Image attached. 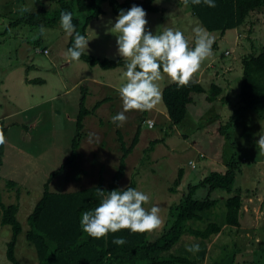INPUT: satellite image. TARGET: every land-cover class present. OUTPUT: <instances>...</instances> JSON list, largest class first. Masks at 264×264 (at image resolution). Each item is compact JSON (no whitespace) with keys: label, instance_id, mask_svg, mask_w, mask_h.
Masks as SVG:
<instances>
[{"label":"rangeland","instance_id":"374dc122","mask_svg":"<svg viewBox=\"0 0 264 264\" xmlns=\"http://www.w3.org/2000/svg\"><path fill=\"white\" fill-rule=\"evenodd\" d=\"M56 1L0 0V123L8 130L6 152L14 154V150H18L17 157L10 156L1 174L0 195L5 206H19L16 217L22 232L17 237L15 256L20 264H37L35 250L25 240L29 229L27 217L40 199L50 173L57 170L70 154L74 120L82 92L86 95L85 107L100 98L101 89L112 98L114 107L105 106L101 117L90 116L84 121V135L74 165L50 182L49 191L61 193L69 185L74 186L75 191L96 186L99 182L97 167L101 162L104 163L102 185L107 186L121 156L111 117L123 110L122 100L119 93L93 82H106L119 90L126 83L125 71L120 68L102 70L82 61H71L65 55L69 36L60 24L45 28L43 34L38 27L14 24L26 12L41 10L51 14L56 9ZM154 6L158 12L146 13V30L153 35L160 34L165 28L180 30L189 46H194L192 30L201 24L189 8L175 0H155ZM22 8L28 11H21ZM102 9L104 14L86 29L89 40L86 54L100 60H124L118 53V33L111 30L117 16L111 13L107 3L102 5ZM211 35L214 37L213 56L203 61L191 81H200L206 90L214 83L223 89V94L212 104L205 102V95L194 96V104L189 107L186 119L174 127L163 120L162 115L165 114L162 113L145 112L144 120H151L155 125L151 129L142 123L144 120L140 122L141 112L133 110L126 113L127 123L118 129L126 147L137 126L140 125L141 129L138 144L128 157L119 186L123 189L133 182L136 190L149 196L148 203L143 205L146 209L153 206L161 209V227L147 233L148 240L152 242L169 228L170 208L181 200L187 187L198 183L210 172L225 170L222 162L233 158L240 168L234 187L250 190L247 196L242 193L244 205L240 227L225 225L226 208L221 197L228 196L221 191L211 194V198L220 200L203 214L204 219L189 225L195 229H204L208 223L222 226L221 236L211 239L215 243L207 248L203 264H264V147L257 144L260 136H264V119L251 111L238 115L234 112L240 106L241 61L244 56L257 55L264 48V11L253 12L244 25L226 31L222 37L217 32ZM26 80L42 82L28 84ZM157 83L162 88L173 82L165 76ZM222 97L225 99L220 100ZM160 105L162 102L157 107ZM27 109L33 110L26 112ZM98 118L103 121L101 127L95 123ZM229 120L234 124L226 130L230 138L227 140L220 135L219 129ZM154 140L159 142L150 151L149 144ZM91 154L97 156V163L94 161L93 164ZM189 161L194 162V169ZM179 169H183L184 177L177 193L171 194L168 189L172 187ZM8 180H16L18 187L8 189ZM17 189L20 194L18 200ZM206 194V189H199L195 198L202 199ZM1 216L0 211V264H11L6 259V245L12 232L9 226L1 225ZM194 244L201 249L206 243L183 236L170 252L194 260L199 251L195 254L186 251L187 246Z\"/></svg>","mask_w":264,"mask_h":264},{"label":"trees","instance_id":"16d2710c","mask_svg":"<svg viewBox=\"0 0 264 264\" xmlns=\"http://www.w3.org/2000/svg\"><path fill=\"white\" fill-rule=\"evenodd\" d=\"M179 5L182 0H175ZM155 0H57L56 9L47 14L37 10L33 13H25L14 24H27L32 27L54 28L60 24L61 11L71 12L73 23L77 31L87 37L86 29L89 24L104 14L102 5L107 3L113 15L118 16L121 10L125 12L132 6L142 7L146 13H157L154 6ZM216 7L209 8L203 4L188 7L192 15L210 33L217 32L222 37L226 31L234 30L244 25L247 17L256 11H264V0H214ZM73 38L69 37L66 49L72 47ZM82 62L91 67H99L102 70L122 69L126 71L128 63L122 59L100 60L90 55H83ZM242 77L240 92L238 95L239 107L235 114L251 111L264 119V48L257 54L244 56L242 61ZM42 81L30 80L28 84H37ZM221 88L210 84L206 90L200 83L191 81L189 85L180 87L172 83L163 88L162 105L163 110L171 126H179L186 119L188 108L194 102V96L205 95V102L212 104L221 94ZM86 95L81 93L78 114L75 119V131L71 140L69 156L61 166L50 173L43 186L40 199L36 202L32 212L27 217L28 231L25 240L33 246L37 264H202L206 254V244L218 235L222 226L208 223L204 229H195L189 223L204 219L203 214L213 209L219 198H211L215 191H221L228 197L222 198L226 208L225 225L239 228L243 210V196L249 195L250 190L242 191L235 188L236 175L240 171L238 162L233 158L222 162L225 170L210 172L202 180L187 187L186 193L181 200L171 206L169 213V228L155 241H149L147 233H131L124 229L117 233H109L107 239H94L83 232L80 226L82 213L94 210L100 203L96 196V188L112 191L123 190L127 187L136 189L131 182L127 187L121 189L119 182L125 173L126 158L132 153L139 141L140 125L137 126L134 136L128 147L125 146L122 135L116 131L117 141L120 146L121 156L116 172L107 186H103L102 174L96 186L85 188L75 192H50L49 184L58 175L62 174L67 167H71L77 157V151L84 135V119L91 115L102 104L97 102L92 109L85 107ZM145 113L140 122L144 120ZM234 124V123H233ZM232 120L221 126L219 133L229 140L226 130L233 126ZM0 129L7 134V127L0 123ZM158 140L150 142L148 150L158 144ZM4 157V145H0V168ZM184 171L179 169L177 176L169 190L171 194L177 193L183 179ZM8 189L18 187L13 181H6ZM199 189H206L207 194L202 199H196L195 194ZM16 191V199H19V189ZM250 198V197H247ZM19 206L10 204L5 206L1 202L0 211L1 225L9 226L12 232L11 239L6 245V259L11 264H20L15 256L17 237L22 232V227L17 220ZM189 236L206 243L197 254V259L190 260L187 257L171 254L172 248L182 239ZM122 237L126 243L118 246L112 243L113 239Z\"/></svg>","mask_w":264,"mask_h":264},{"label":"clouds","instance_id":"9594fccd","mask_svg":"<svg viewBox=\"0 0 264 264\" xmlns=\"http://www.w3.org/2000/svg\"><path fill=\"white\" fill-rule=\"evenodd\" d=\"M203 2L209 8H215L214 0H182L185 8L198 6ZM21 11H28L22 8ZM62 30L73 38L72 47L65 55L71 61L79 62L86 54L89 40L77 31L73 15L61 11ZM146 12L140 6H132L126 12L121 10L111 30L118 33L116 44L119 55L127 60L124 72L126 83L119 88L123 110L111 117L117 127L127 123L126 113L130 111L146 112L154 110L162 102V92L158 81L165 76L180 87L187 86L200 70L203 61L213 56L214 37L203 26L193 28L194 46H189L183 32L165 28L160 34L153 35L146 30ZM46 31L43 25L40 32ZM6 143L3 129H0V145ZM257 144L264 147V136ZM191 163V162H190ZM100 199L99 205L82 213L80 226L84 233L94 239H107L109 233L127 229L131 233H152L163 223L161 209L157 206L146 209L149 196L142 191L127 187L123 190L105 191L95 189ZM113 244L122 246L126 240L113 239ZM200 250L198 244L186 247V251L195 254Z\"/></svg>","mask_w":264,"mask_h":264},{"label":"crops","instance_id":"0c3cea01","mask_svg":"<svg viewBox=\"0 0 264 264\" xmlns=\"http://www.w3.org/2000/svg\"><path fill=\"white\" fill-rule=\"evenodd\" d=\"M252 14V13H251ZM229 70H231V69H229ZM215 73H217V72H215ZM203 73H201L199 76H201ZM220 76V75H219ZM218 77V76H217ZM26 81H30V80H26ZM198 83H200L201 84V82L200 81H197ZM94 84H96V85H98V86H100V87H103V88H105V89H109V90H111V91H113L114 93H119V90L114 86V85H112V84H109V83H106V82H103V83H97V82H93ZM212 84V83H211ZM214 84V83H213ZM202 85V84H201ZM203 86V85H202ZM204 87V86H203ZM219 87V86H218ZM163 88L164 87H162V88H160L161 89V91L163 90ZM205 88V87H204ZM221 88V87H220ZM99 89V88H98ZM221 94L218 96V97H220L222 94H223V89L221 88ZM99 95H100V98H96V100H93V101H91L90 103V106H88V107H86L87 109H92L94 106H95V104L97 103V102H101V101H103L102 102V104L94 111V113L93 114H91V115H88V116H86V118L84 119V121L85 120H87V118L89 117L90 118V116H92L93 118L94 117H101V115L103 114V112H104V110H103V108H105V106H108L110 109H112V107H114V106H112L111 105V103L113 102L112 101V98L111 97H108L106 94H105V91H104V89H101V92H99ZM194 99H195V97H194ZM225 98L224 97H222L220 100H224ZM204 100H205V97H204ZM193 104H194V102H193ZM193 104H191L189 107H191ZM78 108H79V104H78ZM31 110H33V109H27L26 110V112H30ZM152 112H158V113H162V114H165L164 113V110H163V105H160L159 107H156L154 110H151ZM188 111H189V108H188ZM146 112H148V111H146ZM143 113H145V112H141V115H143ZM77 114H78V109H77ZM77 114H76V116H77ZM146 114V113H145ZM165 116V117H164ZM162 115V117L164 118L163 120H167L166 122L168 123L169 122V119L167 118V116L166 115ZM146 117V116H145ZM145 117H144V119H145ZM75 119H76V117H75ZM96 120V122L95 123H97L100 127L102 126V119L101 118H98V119H95ZM162 120V119H161ZM163 122H165V121H163ZM74 123H75V120H74ZM143 123V122H142ZM7 127V126H6ZM114 128H115V137H116V143L118 144V141H117V134H116V131H118V129L120 128V127H117L115 124H114ZM102 129V128H101ZM7 132H8V130H7ZM7 135V134H6ZM5 138H6V136H5ZM194 144H196V142H194ZM80 149V147L78 148V150ZM70 150H71V147H70ZM17 151L18 150H14V154H8V151L6 152V150H5V144H4V157H3V159H2V166H1V168H0V178H1V174L3 173V170H4V167H5V165L7 164V160H9V158H10V156H15L14 158H16L17 157ZM94 151V150H93ZM92 155V156H91ZM90 155V157H91V159H92V161H93V164L96 162L97 163V161H96V155L95 154H91ZM129 157V156H128ZM128 157L126 158V166H127V161H128ZM10 161V160H9ZM95 161V162H94ZM11 165V164H10ZM74 165V164H73ZM73 165L70 167V169L73 167ZM92 165V164H91ZM91 165L89 166V167H91ZM126 166H125V168H126ZM88 167V168H89ZM92 168V167H91ZM69 169V170H70ZM97 169H98V177H99V175H100V173L103 175V171H104V163L103 162H101V165L99 164V167H97ZM86 170V169H85ZM5 172H6V174L8 175L9 174V170L7 169V170H5ZM3 175V174H2ZM124 175H125V173H124ZM124 177V176H123ZM183 177H184V175H183ZM102 178H103V176H102ZM183 180V179H182ZM9 181H13V180H9ZM16 181V180H15ZM15 181H13V182H15ZM16 183V182H15ZM120 187V186H119ZM51 192V191H50ZM64 192H75V187L74 186H72V185H69L68 186V188L64 191ZM58 193V192H57ZM236 229H238V228H236ZM221 232H222V230H221ZM221 232L218 234V235H216L215 237L216 238H218L219 236H221ZM214 241H210L209 243H208V246H207V248L209 249V247L211 246H214ZM206 258V257H205ZM205 259H204V261H203V263H205ZM202 263V264H203Z\"/></svg>","mask_w":264,"mask_h":264},{"label":"built area","instance_id":"2783aa9c","mask_svg":"<svg viewBox=\"0 0 264 264\" xmlns=\"http://www.w3.org/2000/svg\"><path fill=\"white\" fill-rule=\"evenodd\" d=\"M43 53H47V52L44 51ZM225 54H228V52H226ZM143 123L147 125L148 129H151V128H153V127L155 126L154 123H153V121H151V120H144ZM199 156H200V157H204L203 154H199ZM190 162H191V163H190ZM188 164L190 165V167H191L192 169L195 168V164H194L193 161H189Z\"/></svg>","mask_w":264,"mask_h":264}]
</instances>
